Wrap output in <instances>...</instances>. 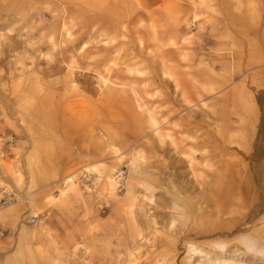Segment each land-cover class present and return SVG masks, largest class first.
Instances as JSON below:
<instances>
[{
    "label": "rangeland",
    "instance_id": "obj_1",
    "mask_svg": "<svg viewBox=\"0 0 264 264\" xmlns=\"http://www.w3.org/2000/svg\"><path fill=\"white\" fill-rule=\"evenodd\" d=\"M0 264H264V0H0Z\"/></svg>",
    "mask_w": 264,
    "mask_h": 264
},
{
    "label": "crops",
    "instance_id": "obj_2",
    "mask_svg": "<svg viewBox=\"0 0 264 264\" xmlns=\"http://www.w3.org/2000/svg\"><path fill=\"white\" fill-rule=\"evenodd\" d=\"M215 7L217 6V4H215L214 5ZM35 200H31V201H29L28 203H29V205L30 204H32V202H34ZM26 205V204H25ZM23 207L24 206H21V205H19L18 206V208H17V206H15L14 207V209H13V211H11L9 214H7V215H3V216H1V218L3 219V220H6V219H9V220H16L17 218H19L20 217V214H21V211H22V209H23ZM20 212V213H19Z\"/></svg>",
    "mask_w": 264,
    "mask_h": 264
},
{
    "label": "bare ground",
    "instance_id": "obj_3",
    "mask_svg": "<svg viewBox=\"0 0 264 264\" xmlns=\"http://www.w3.org/2000/svg\"><path fill=\"white\" fill-rule=\"evenodd\" d=\"M34 141V140H33ZM17 180H19L18 178H16V181ZM69 184H68V189L70 190V189H74V186L72 185L73 184V182H72V180H68L67 181ZM67 186V185H66ZM108 186L112 189L113 187H114V181H112L111 179H109L108 180ZM61 194L63 195L64 194V192L63 191H61ZM17 199V198H16ZM16 203H19V204H21V206L23 205V204H26L25 203V201L24 200H22L21 198L20 199H17V202ZM15 204V203H14ZM17 208H18V206H17ZM19 209V208H18ZM15 210V209H14ZM20 213V212H19Z\"/></svg>",
    "mask_w": 264,
    "mask_h": 264
},
{
    "label": "built area",
    "instance_id": "obj_4",
    "mask_svg": "<svg viewBox=\"0 0 264 264\" xmlns=\"http://www.w3.org/2000/svg\"><path fill=\"white\" fill-rule=\"evenodd\" d=\"M7 142H12V137L11 136L7 137ZM2 201H3V203H2L3 206L9 205V200L8 199L2 198ZM36 220H37V216L31 217L29 219V222L34 223Z\"/></svg>",
    "mask_w": 264,
    "mask_h": 264
}]
</instances>
